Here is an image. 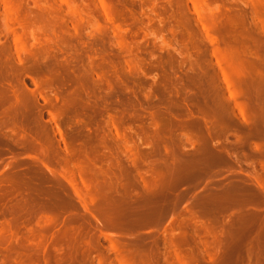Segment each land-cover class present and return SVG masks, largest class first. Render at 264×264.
Here are the masks:
<instances>
[{
    "label": "rangeland",
    "instance_id": "374dc122",
    "mask_svg": "<svg viewBox=\"0 0 264 264\" xmlns=\"http://www.w3.org/2000/svg\"><path fill=\"white\" fill-rule=\"evenodd\" d=\"M0 264H264V0H0Z\"/></svg>",
    "mask_w": 264,
    "mask_h": 264
}]
</instances>
